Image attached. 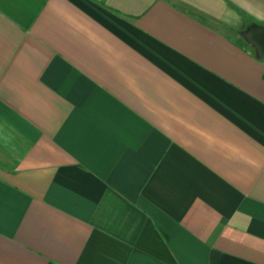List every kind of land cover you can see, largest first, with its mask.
Returning <instances> with one entry per match:
<instances>
[{"label":"crops","instance_id":"0c3cea01","mask_svg":"<svg viewBox=\"0 0 264 264\" xmlns=\"http://www.w3.org/2000/svg\"><path fill=\"white\" fill-rule=\"evenodd\" d=\"M264 0H0V264H264Z\"/></svg>","mask_w":264,"mask_h":264},{"label":"water","instance_id":"95a60500","mask_svg":"<svg viewBox=\"0 0 264 264\" xmlns=\"http://www.w3.org/2000/svg\"><path fill=\"white\" fill-rule=\"evenodd\" d=\"M244 37L247 41L254 45L260 57L264 59V29L251 28L244 34Z\"/></svg>","mask_w":264,"mask_h":264}]
</instances>
